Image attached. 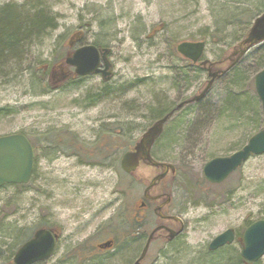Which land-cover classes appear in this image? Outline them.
<instances>
[{"label": "rangeland", "instance_id": "1", "mask_svg": "<svg viewBox=\"0 0 264 264\" xmlns=\"http://www.w3.org/2000/svg\"><path fill=\"white\" fill-rule=\"evenodd\" d=\"M230 1L39 0L55 25L34 39L22 65L0 76V109L6 110L0 113V136L24 134L40 147L28 185L0 187V264H8L2 259L7 258L14 233L30 228L25 242L42 224L60 232V238L54 253L36 264H78L75 254L95 253L96 244L109 236L117 244L107 252L119 255L114 258L123 255V262L136 252L131 214L159 170L142 164L126 176L120 157L155 119L157 109L176 105L205 87L206 72L197 74L174 49L179 42L205 35L203 56L219 57L221 46L206 35L213 30L214 8ZM24 2L0 0V7ZM230 8V14L248 10L253 17L264 11V0L241 1ZM78 31L83 32L82 43L111 49L110 80L105 83L100 75L80 80L66 66L63 80L59 79L63 71L55 70L53 85L58 87L43 91L48 82L43 67L57 64L71 51L68 41ZM108 87L113 89L111 95L104 92ZM229 93V87L216 81L202 101L174 113L152 146L155 159L178 168L167 186L183 200L186 228L175 242L153 246L146 264H207L206 256L224 250L238 262V242L214 252L208 243L228 228L240 234L249 223L264 219V154L251 157L221 183L206 181L202 173L209 159L231 154L264 128L261 105L255 106L261 115L254 118L256 123L249 111H222ZM240 125L244 128H237ZM62 129L87 149L65 152L41 147L43 134L49 137ZM113 131L120 136L106 133ZM107 142L119 147L108 150ZM108 154L105 163H96ZM252 264H264V255Z\"/></svg>", "mask_w": 264, "mask_h": 264}, {"label": "water", "instance_id": "2", "mask_svg": "<svg viewBox=\"0 0 264 264\" xmlns=\"http://www.w3.org/2000/svg\"><path fill=\"white\" fill-rule=\"evenodd\" d=\"M264 12L254 21L247 38L244 43L255 44L264 40ZM205 44L203 41L189 42L183 41L176 45L177 52L184 58L196 63L203 54ZM109 48L104 47L101 50L93 44H86L74 49L65 59L64 64L74 68L77 76H86L90 74L102 73L104 79H108L111 71V63L108 60ZM102 62V67L100 63ZM207 60L200 62L205 65ZM46 67V66H44ZM64 67L59 65L58 69L63 71L60 80L65 79ZM63 75V76H62ZM211 79L207 86L200 94L193 97L190 101L201 99L217 72L209 74ZM256 94L264 108V69L255 76ZM183 103H179L180 108ZM176 108V109H177ZM173 114H168L155 120L145 132L142 133L140 139L135 143L132 150L124 152L120 159V167L126 173H132L139 166L140 161H146L155 167H163L162 173L153 177L146 188L149 190L157 180L163 178L170 169L174 171L171 164L162 163L154 160L150 155V148L154 141L159 137L163 130V125ZM264 153V129L252 135L248 142L238 151L230 156L215 157L206 162L202 168L205 179L211 183H220L225 180L234 170L247 161L250 155H260ZM33 147L29 140L20 133L0 136V187L4 184H25L28 183L33 170ZM56 233L45 228L37 229L32 238L24 242L13 256V264H34L49 258L55 248ZM152 234L148 237L146 245L140 255L143 258ZM243 244L241 249V257L244 264L247 262H256L264 255V219L252 222L245 230L242 236ZM234 241V231L227 229L215 236L208 244L209 250L218 249L226 244ZM111 241H106L102 248H110ZM136 264H139L136 262Z\"/></svg>", "mask_w": 264, "mask_h": 264}, {"label": "flooded vegetation", "instance_id": "3", "mask_svg": "<svg viewBox=\"0 0 264 264\" xmlns=\"http://www.w3.org/2000/svg\"><path fill=\"white\" fill-rule=\"evenodd\" d=\"M261 14L262 13H258L253 17H250L251 15L249 16V15L241 14V13L232 15L233 17H242V18H245L246 16H249V17L247 21L230 24V27L234 26L233 29L225 28L222 30V35L220 36L219 41H218V44L222 48V50H220L219 57L208 58L209 59L208 63L202 66L203 71H205L207 74V82L205 86L211 79L209 74L210 73L213 74L217 72L218 75L214 78V80L210 84V89L212 88V86L215 84L216 81L218 82L220 81L224 85V87L225 86L229 87V91L237 88L238 87L237 83H240L241 81H244V82L246 81L245 86H247L248 88L250 87V89L253 88V94L256 95L258 99L256 90H255L254 80H255V76L264 69V40L258 43H255V44L244 43V40L247 38V35L251 27L254 24V21ZM261 24L264 25V22H262ZM82 38H83V32H80V31L75 32L74 40L72 39L71 41V44H72L71 46H73V48H76V47L86 44V43H82ZM205 58L206 57H203V59ZM188 64L189 66L194 65L191 62L190 63L188 62ZM99 66L102 67V63H100ZM98 75L102 77L103 82L110 80V77H109V80H104L102 73H99ZM77 78L82 79L83 77L77 76ZM210 89L207 90L205 96H207V93ZM107 90L110 91V93H112V87H108ZM189 99L190 98L183 99L180 102H185V104L183 105L185 106L186 104L191 103L189 102ZM180 102H178L176 105L173 104L172 106L167 107L166 110H164L163 116L168 114L172 110H176L175 112H177L180 108H182L183 106L176 109V106ZM223 111L225 113H228V112L231 113L230 109H227V110L225 109ZM249 112H251L252 115L257 116V112H253L252 110H250ZM239 113L244 114L246 112L240 111ZM155 120L156 119H154L153 121ZM164 127H163V131L161 135L154 141L155 143L162 136L164 132ZM237 128H244V127L240 125ZM249 137L246 139V142L248 141ZM136 142L137 141H135V143ZM135 143L132 145L131 149L133 148ZM243 145L240 148H242ZM228 155H224V156H228ZM251 157H254V156L252 155ZM105 162L106 160H104L103 163ZM162 162H165V161H162ZM165 163H168V162H165ZM142 164L148 165L146 162H140V165ZM174 168L175 169L173 172L170 169H168L164 178L157 181L149 190L146 189L148 187L147 186L148 184L145 186V188L142 191V195L138 200L137 208L131 214L132 219H133L132 223L134 222L139 225L138 231L134 232L135 229L133 228L131 234L136 235L135 233H137L140 236V242H139L140 248L138 249L137 247L136 252L133 255H131L129 259H126L122 262L121 261L122 258H114V257H119V255H116L114 253H107L109 251L114 250L117 246L116 241L113 238V236H109L107 239L102 240L101 242L96 244L95 249L97 251L95 253L75 254V257L78 260V264H92V262H94L95 260L104 259V258L109 260V264H136V262H138L139 264H146L148 260L149 251L152 249L153 246H155L156 244H161V243L165 244L166 246L168 243L175 242L177 239L181 238L186 228V222L183 219L186 207L182 205L183 200L179 201L178 198L175 196L174 191L171 190L167 186L168 185L167 179L169 177L174 178L177 175V173H179L178 168L176 166H174ZM154 169L159 170L157 174L164 170L163 167H157ZM244 230L239 234L236 232L235 229H233L234 242L236 241L239 243L240 250L242 247V235H243ZM150 234H152V237L149 241L148 249L144 257L139 259ZM59 238H60V232H58V238L56 239L57 242ZM106 241L112 242L111 247L110 248L100 247V245H103ZM228 245H225L223 247H226ZM125 248H126V245H125ZM214 251L212 250L211 252H214ZM239 255H240V252H239ZM83 260H85L84 263H83ZM114 260L118 262L113 263ZM243 263L244 262L242 261V258H241V261L239 264H243Z\"/></svg>", "mask_w": 264, "mask_h": 264}, {"label": "trees", "instance_id": "4", "mask_svg": "<svg viewBox=\"0 0 264 264\" xmlns=\"http://www.w3.org/2000/svg\"><path fill=\"white\" fill-rule=\"evenodd\" d=\"M230 3H221L220 7L214 6V16H213V30L212 32H208L206 37L210 38L214 42H218L220 36L222 35V30L225 28H234L230 27V24L238 23V22H244L248 20V17L252 14L250 12L248 13V10H241V12L246 13L245 18L242 17H233V14L228 13L229 8H236L237 6H240L241 1L242 4H245L248 0H232ZM228 7V8H227ZM49 9L44 7V5L39 3V0H25L22 4H15V3H7L0 7V76L3 77L7 76L10 72L14 71L17 66L22 65L25 62V57L27 56V51L25 50L29 49L33 45V41L36 38H39L40 35H43L46 29H49V25H52V27L55 25V18L53 16H50L48 14ZM237 14V13H236ZM242 28V27H241ZM206 42L205 35L202 37ZM201 39V40H203ZM96 46H101L98 43H94ZM105 46V45H104ZM70 49V48H69ZM175 50V49H174ZM176 51V50H175ZM60 61L55 64L57 61H55L51 66L54 67L55 65L59 67L60 63L63 61L64 57L59 58ZM187 61V60H186ZM188 62V61H187ZM20 64V65H17ZM17 65V66H16ZM16 66V67H15ZM193 71H195L197 74L203 71V67L200 65H192ZM44 72L47 73V84L43 85V91L51 90L54 88V85H51V74L48 73V70L44 69ZM81 79V78H79ZM246 85V81H241L240 83H237V88L230 90L232 93L228 94L225 98V106L222 108L223 110L230 109L231 112L239 113L240 111L247 112L252 110L255 112V106L259 105L260 102L257 99L256 95L253 94V88L251 91ZM103 91V90H102ZM101 91V92H102ZM113 91V89H112ZM106 94L111 95L110 91L107 89L104 91ZM253 95V96H252ZM201 99L200 101H202ZM200 101H195L193 103H198ZM167 107H160L156 110V117L155 119L163 116L164 110H166ZM5 109H0V113L5 112ZM236 116V115H234ZM261 115L258 113L257 116L253 115V123H256V119L259 118ZM257 129L259 125L255 126ZM52 133V132H51ZM112 137H119L120 135L113 132H106ZM61 134V135H60ZM53 137H52V136ZM49 137H47L46 134H43L42 140H44V146L41 147L45 149L46 146L52 148L53 150H62L65 152H81V150L87 149L85 148L84 144L79 143L76 136H71L68 134L67 129H62L59 131V134L52 133ZM108 136V138L110 137ZM37 140V139H36ZM40 141V138H38V142ZM42 143V141H41ZM96 144H94L95 146ZM106 149H115L119 146H112V142H107ZM110 145V146H109ZM34 151H37L40 149L35 144H33ZM95 148H98L96 146ZM122 149V148H121ZM128 148H126L127 150ZM93 152V151H92ZM36 156V155H35ZM111 156L108 154L104 156L103 158L96 160V163H103L104 160L109 159ZM157 160L161 161L162 159ZM35 163V158H34ZM33 174V173H32ZM33 178V175L32 177ZM15 185L17 187L23 188L26 187L28 184H10ZM1 221V220H0ZM2 222V221H1ZM132 228H134V232L138 231L139 225L136 223L131 224ZM42 227H48V225H43ZM18 234L14 233V242L11 247H9L8 251L9 253H6V257L2 259L8 264L11 263V257L14 254L15 248H18L26 238H28L32 232L30 228H25L22 230H18ZM132 233V232H131ZM135 238L138 240L137 247L140 248V236L135 233ZM138 248V249H139ZM86 254V253H83ZM239 257L238 262L234 260L232 257V253L228 250H224L223 252H217L215 254L208 255L204 258V262L208 264L209 260H212L209 264H233L234 261L236 264H239L241 261V256ZM123 258V255H121ZM120 257V258H121ZM85 260H83V263ZM36 264V263H35ZM92 264H109V260L107 259H97ZM202 264V263H201Z\"/></svg>", "mask_w": 264, "mask_h": 264}]
</instances>
